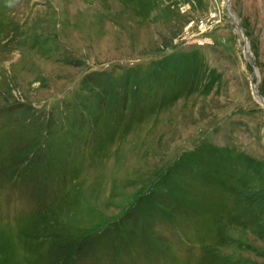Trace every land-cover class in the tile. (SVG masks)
<instances>
[{"label":"rangeland","instance_id":"1","mask_svg":"<svg viewBox=\"0 0 264 264\" xmlns=\"http://www.w3.org/2000/svg\"><path fill=\"white\" fill-rule=\"evenodd\" d=\"M252 78L264 0H0V264H264Z\"/></svg>","mask_w":264,"mask_h":264},{"label":"water","instance_id":"2","mask_svg":"<svg viewBox=\"0 0 264 264\" xmlns=\"http://www.w3.org/2000/svg\"><path fill=\"white\" fill-rule=\"evenodd\" d=\"M229 14H230V18H231V20H232V22L234 24V27H235V30H236L237 34L243 39V42L245 44L244 45V49L247 51V41H246V38L244 37V35H243L242 31H241L240 26L238 25V23L236 22V20L233 18L232 14L230 12H229ZM245 55L248 58L247 52H246ZM248 60H249V58H248ZM254 75H256V72L255 71H254ZM251 89H252V94H253L254 98H258V101L260 100L259 102H260L261 106L263 107V105H264V98L258 94V92L256 90V86L253 83V78L251 80Z\"/></svg>","mask_w":264,"mask_h":264},{"label":"bare ground","instance_id":"3","mask_svg":"<svg viewBox=\"0 0 264 264\" xmlns=\"http://www.w3.org/2000/svg\"><path fill=\"white\" fill-rule=\"evenodd\" d=\"M245 54H246V52H245ZM255 99L258 101V98H255ZM259 101H260V100H259ZM259 101H258V102H259ZM259 103H260V102H259ZM263 107H264V105H263Z\"/></svg>","mask_w":264,"mask_h":264}]
</instances>
